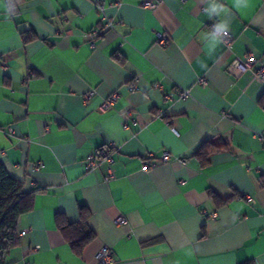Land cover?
<instances>
[{
    "label": "crops",
    "instance_id": "crops-1",
    "mask_svg": "<svg viewBox=\"0 0 264 264\" xmlns=\"http://www.w3.org/2000/svg\"><path fill=\"white\" fill-rule=\"evenodd\" d=\"M12 1L0 3V161L34 195L7 264H99L104 246L109 264H264V86L228 71L248 52L264 61V0H220L232 40L211 56L207 0ZM207 141L225 147L202 162ZM104 150L109 181L104 161L85 168ZM81 208L94 236L76 251L56 217L76 223Z\"/></svg>",
    "mask_w": 264,
    "mask_h": 264
},
{
    "label": "trees",
    "instance_id": "trees-1",
    "mask_svg": "<svg viewBox=\"0 0 264 264\" xmlns=\"http://www.w3.org/2000/svg\"><path fill=\"white\" fill-rule=\"evenodd\" d=\"M6 2L9 7L13 3L12 0H6ZM21 36L24 43L37 37L33 30L24 32ZM224 147V143L217 145L207 141L196 151V155L202 162H207L211 153ZM104 152L109 151L104 150ZM33 195L34 191H23V182L12 177L0 161V264H7V253L19 243L17 219L19 215L31 209ZM88 217L89 214L84 208L80 209V220L76 223H69L62 215L56 217V225L60 231L72 232L71 245L76 251H79L82 245L94 236L87 223Z\"/></svg>",
    "mask_w": 264,
    "mask_h": 264
},
{
    "label": "built area",
    "instance_id": "built-area-1",
    "mask_svg": "<svg viewBox=\"0 0 264 264\" xmlns=\"http://www.w3.org/2000/svg\"><path fill=\"white\" fill-rule=\"evenodd\" d=\"M156 2L155 0H147L142 3V6L144 8H153L155 6ZM97 10L101 11L103 9L102 4H97ZM110 25V24H108ZM157 42L161 45H164L167 41V38L165 36H157ZM232 40V35L229 33L228 37L225 38L224 44L226 47L230 46ZM228 71L233 74H240L244 72H250L252 74V78L258 82H260L264 86V61L257 58L253 53H246L242 57H235L228 66ZM134 88V86H132ZM92 92L87 93L84 96V99L87 100L91 96ZM188 95L187 90H182L179 92L178 96L179 98H185ZM117 97V93L114 92L111 96H109L102 105V108H105L109 106L115 98ZM171 96H167L166 98H170ZM173 132L177 133L174 128H172ZM8 132H11V128H7ZM168 153L163 152L161 155L160 160H166L168 158ZM102 160L105 162V176L104 180L109 181L115 177L114 168L112 166L113 158L111 153L101 151L97 156L94 154H89L86 158L85 162V168L88 171H93L94 168L98 165L99 161ZM41 165L40 162H36L33 167L35 169L39 168ZM155 165L153 161H148L144 164L143 168L148 169ZM211 216H214L215 213L211 212ZM117 223L123 224L126 222L124 217H118L116 219ZM25 233V230H21L18 232L19 236L23 235ZM97 262L99 264H109L113 261V252L109 247H102L98 253H97Z\"/></svg>",
    "mask_w": 264,
    "mask_h": 264
},
{
    "label": "clouds",
    "instance_id": "clouds-1",
    "mask_svg": "<svg viewBox=\"0 0 264 264\" xmlns=\"http://www.w3.org/2000/svg\"><path fill=\"white\" fill-rule=\"evenodd\" d=\"M0 3H3V0H0ZM207 4L208 6L204 11L214 22L205 34L204 39L206 41L207 54L211 56L217 47L224 42L225 38L228 37L230 31V25L226 19L217 20L216 18L226 17L230 10L220 0H207ZM233 6L240 10L242 6H245V0H233Z\"/></svg>",
    "mask_w": 264,
    "mask_h": 264
}]
</instances>
